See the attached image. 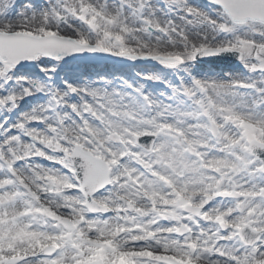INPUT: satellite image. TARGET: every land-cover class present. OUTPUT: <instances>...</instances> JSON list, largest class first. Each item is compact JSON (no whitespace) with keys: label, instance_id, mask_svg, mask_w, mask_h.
<instances>
[{"label":"snow or ice","instance_id":"6c2138e0","mask_svg":"<svg viewBox=\"0 0 264 264\" xmlns=\"http://www.w3.org/2000/svg\"><path fill=\"white\" fill-rule=\"evenodd\" d=\"M0 264H264V0H0Z\"/></svg>","mask_w":264,"mask_h":264},{"label":"rangeland","instance_id":"374dc122","mask_svg":"<svg viewBox=\"0 0 264 264\" xmlns=\"http://www.w3.org/2000/svg\"><path fill=\"white\" fill-rule=\"evenodd\" d=\"M132 70H134V72H135V69H132ZM134 72H129V74L131 73V74H133V75H134Z\"/></svg>","mask_w":264,"mask_h":264},{"label":"bare ground","instance_id":"6f19581e","mask_svg":"<svg viewBox=\"0 0 264 264\" xmlns=\"http://www.w3.org/2000/svg\"><path fill=\"white\" fill-rule=\"evenodd\" d=\"M129 72H134V70L131 69V70H129ZM128 74H129V73H128ZM130 74H131V73H130Z\"/></svg>","mask_w":264,"mask_h":264}]
</instances>
